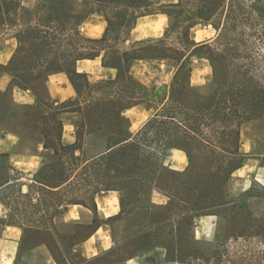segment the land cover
<instances>
[{"label": "trees", "instance_id": "16d2710c", "mask_svg": "<svg viewBox=\"0 0 264 264\" xmlns=\"http://www.w3.org/2000/svg\"><path fill=\"white\" fill-rule=\"evenodd\" d=\"M43 2L39 18H34L33 12L25 9L21 15L23 20H20V0H0V29L21 27L16 32L18 48L15 54L7 66L0 65V72L5 69L13 75L11 86L0 91V112L10 110L13 87L33 89L37 94L36 103L22 105L18 109L32 110L33 116H40L31 120V126L45 131L40 142L45 149H52L56 157L42 165L36 181L51 192L59 191L65 185L71 186L75 178L78 183L82 180L88 185L87 181H92L95 189L90 194L94 203L100 191H117L122 207L120 215L125 212V196L139 198L150 195L153 190L163 192L168 197L165 205L148 202L146 219L152 222L149 228L130 232L124 240L126 243L122 246L116 242L110 254H114L120 264L128 257L161 247L166 251L167 262H181L186 255V232L193 231L197 217L213 214L214 203L220 204L224 199L223 190L214 185V180L219 178L224 184L243 164L241 125L264 118V70L228 68L222 73L220 83L210 81L205 86H192L185 51L166 46L164 40L132 50L119 47L123 34L119 29L127 24V13L134 16L133 9L143 10L135 16L134 25L138 16L150 10L149 0ZM119 4L126 8L118 9ZM180 5L181 2L169 8L170 16ZM96 13L107 21V28L101 37L91 38L82 34L79 27ZM210 18L196 15L194 20L187 19L188 40L181 41L185 49L193 48L197 55H203V48L210 49L209 43L198 44L191 35L193 27ZM115 34L113 42L111 37ZM147 49H155L157 53L149 57L172 59L177 63L168 91H152L131 74L132 62L147 56L143 53ZM167 50L175 54H168ZM100 56L104 65L117 68L118 73L112 80L91 86L86 75L76 70L75 64L80 59ZM205 56L213 62L211 55ZM58 71L68 74L78 96L55 107L46 81L49 74ZM86 88L90 98L83 100ZM158 97L160 106L154 115L131 136L129 120L123 111ZM12 115L26 116L15 111ZM56 118L57 132L54 135L49 127H54L52 123ZM65 119H72L75 125L76 141L71 145L62 142ZM89 132L107 135L110 148L82 160L80 155L84 152L85 136ZM154 142L163 149L159 162L156 161V153L150 150ZM169 148L186 153L189 165L185 170H174L164 165L163 156ZM202 160L208 164L203 176L197 172V165ZM252 192L253 187L245 194L254 195ZM69 203L85 205L76 196L70 198ZM163 225L169 228L167 234L163 232ZM34 232L49 234L55 243L58 235L69 247L84 237L73 235L67 245L55 226H37ZM242 238L249 245L253 240L263 243V250L257 257L264 264V216L255 218L252 211L247 210L242 217Z\"/></svg>", "mask_w": 264, "mask_h": 264}, {"label": "rangeland", "instance_id": "374dc122", "mask_svg": "<svg viewBox=\"0 0 264 264\" xmlns=\"http://www.w3.org/2000/svg\"><path fill=\"white\" fill-rule=\"evenodd\" d=\"M43 1L20 0L22 7L18 12V19L23 20L21 15L25 9L31 10L34 18H39L44 6ZM117 8L126 7L119 4ZM142 11L133 9L134 16L127 13V24L121 25L119 29L123 33L122 39L127 36L135 16ZM196 15L210 16L211 18L209 22L203 21L195 26L191 30V35L193 36L195 33L199 38L205 36L214 38L209 43L210 49H202L203 55H211L213 62H211L210 76L201 86L207 85L210 81H214L216 84L220 83L222 73L228 68L242 70V67H254L257 70H264V28L262 25V23L264 24V0H181L180 7L171 12L172 20L168 23V34L164 42L184 51V42L181 41L182 39L188 40L189 36L188 30L185 29L186 21L188 18L194 20ZM91 19L97 21L95 16H92ZM20 23L23 22L20 21ZM209 23L211 25L206 26ZM79 28L82 34L87 31V28L85 30L82 26ZM17 29L13 28L9 33L14 34ZM116 34L111 37L113 42ZM3 37L5 36L3 35ZM118 45L122 46L120 41ZM145 53L157 54L155 49H147ZM166 53L175 54L170 50H167ZM248 57L252 58L248 59ZM216 91L219 92V90ZM89 98V91L86 88L82 99ZM9 107L10 110L8 109L5 113L0 112V134L5 127L18 128L22 131V138L19 141L13 135H4V139L0 143L4 149L11 152L10 156H0V214L7 215L6 222L23 228L21 251L17 264H44L48 259V252H51L60 261V264H68L66 258L57 248V243L52 240L49 234L34 232L37 226H55L58 233L64 238L63 241L68 245V241L73 235L80 238L93 231L98 224L103 223L108 229L107 234L111 236L113 232L115 242L122 243V246L124 242L126 243L124 240L130 235V232L149 228L152 222L146 219L148 202L165 205L168 201V197L161 191L153 190L150 195H143L139 198L138 196H125L123 200L124 214L116 218L103 219L98 209L95 208L92 193L90 194L95 189L92 181H87L88 185L82 180L78 183L75 178L71 186L65 185L55 192L48 191L38 181H35L33 171L36 167H32L35 164L25 163V159H28L29 155L36 150L32 145L36 141H40L41 135L45 132L31 126L30 123L31 120L40 116H33L34 111L32 110H19L13 105ZM14 111L16 114L23 113L26 116H13ZM52 124L54 127L50 125L49 131L55 135L57 118ZM240 145L243 164L224 184L219 178L214 180V185L223 190L224 199L220 204L214 203L211 210L213 214L197 217L193 231L186 232V241L188 240V242L185 247L186 255L182 261L167 262L165 249L157 247L129 261L124 260L123 264H262L257 256L258 252L263 250V243L253 240V244L249 245L245 242L242 238V217L247 210L252 211L255 218L264 216V118L241 125ZM88 147L90 148L88 149ZM105 147L106 142L103 139L92 142L90 146L85 147L80 158L82 160L90 159L98 152L104 151ZM150 150L156 153V161L159 162L163 149L154 142ZM52 152V149L51 153L46 152L47 158L50 160L56 158ZM172 152L176 166L179 170H185L189 165L188 157L178 150ZM17 154H19L17 156L19 158L16 157ZM16 159L22 162L16 163ZM171 160L173 161L172 157ZM12 166H16L18 171L9 172V168ZM207 167L208 164L202 160V163L197 165V172L203 176ZM6 181L8 183L4 184ZM251 187H253L252 194L254 195L249 196L245 192ZM75 196L85 205L73 206L69 203L70 198H75ZM118 196L120 200L119 193ZM68 208L73 209L69 213L72 217L78 216V209L84 210L81 219H77L83 222V225L73 223V219L65 221L64 215ZM2 223L0 220V229ZM162 227L164 234L165 231L167 234L169 228L164 225ZM41 242L43 244L38 245ZM132 246L134 247V245ZM98 253L101 255L92 257L90 260H86L81 255L69 256L70 261L79 264H117L114 254L104 253V250ZM246 253L247 257H245Z\"/></svg>", "mask_w": 264, "mask_h": 264}, {"label": "crops", "instance_id": "0c3cea01", "mask_svg": "<svg viewBox=\"0 0 264 264\" xmlns=\"http://www.w3.org/2000/svg\"><path fill=\"white\" fill-rule=\"evenodd\" d=\"M180 2L181 0H149L150 10L138 16L135 24L127 33V36L124 39L121 38L120 45L122 46L120 48L122 50H132L134 48H139L146 45H156L158 44V40H165L168 34V23L172 20L169 8L180 4ZM92 16H95L97 21H93L91 19ZM210 25L211 24L209 23L206 26ZM81 26L84 27L85 30L87 28V31L84 33V35L91 38H99L106 31L107 21L101 15L96 13L85 20ZM9 32H12V29H0V37H3V35L5 36L0 39V65L4 66L9 64L18 48V38L16 33L12 34ZM192 37L198 44L211 43L214 39L211 36L199 38L195 35V33ZM164 44L168 47L176 48L174 46H170L168 43ZM184 51L186 53L185 61L190 64V84L192 86H201V84H203L210 76L211 61L205 55L195 54L193 48L192 50L184 49ZM143 53H145V51ZM146 55L147 56L135 59L132 62L130 68L131 74L152 91H168L178 68L177 63L172 59L153 58L149 57L152 55ZM75 67L78 72L86 75L87 81L91 86H95L96 84L103 81L112 80L116 78L118 73L117 68L103 64L102 56L96 58L80 59L76 62ZM12 80L13 75L9 71L5 69L1 71L0 91H6L11 86ZM46 86L50 99L52 100V103L55 107H59L62 103L75 99L78 96L74 84L70 80L68 74L64 71H58L49 74L46 81ZM36 101L37 94L33 89L22 88L19 86L13 87L11 102L14 107L18 108L22 105H33L36 103ZM159 106L160 98L158 97L123 111V115L129 120V133L131 136L135 135L137 131L154 115L157 107ZM4 135H13L20 141L22 138V131H20L18 128H3L0 134V143H2ZM100 139L105 140L106 147L104 151L98 152L95 156L107 152L110 148L108 143L109 137L99 132H89L86 134L83 151H85V147L90 146L92 142H97ZM75 141L76 133L74 121L72 119H65L62 142L66 145H71ZM1 145L2 144H0V156H10L11 152H8V150L4 149ZM32 146H34L36 150L34 149L35 151L29 155L28 159H25V163H30V165L34 163L36 165L32 166L36 167V169L34 168L35 170L33 171L35 174L33 175L32 173L33 179L36 181V175L39 169L44 163L50 160L47 158L46 152L51 153V149H45L43 143L40 141H36V143ZM89 148L90 147H88V149ZM173 150L181 151L186 155V153L181 149L169 148L166 150L163 156V162L165 166L174 170H179V168L176 166V160L173 158ZM52 154L54 155L53 152ZM18 155L19 154H17L16 157ZM171 157L173 161L171 160ZM40 158L42 160H39ZM18 162L22 161L16 159V163ZM17 169L18 168L16 166H12L9 168V172H17ZM7 183L8 182L6 181L4 184ZM73 206H77V204H73ZM84 208L90 210L87 207ZM95 208L98 209L103 219L118 217L121 212L118 192L107 190L100 191L95 196ZM72 210V208H68L65 212V221L73 219V223L83 225V222L78 221L77 219H81L82 215L84 214V210L78 209V216L74 217L70 216L69 214ZM6 217L7 215L0 214V220L3 222L0 229V264H17L21 251L23 228L14 223L6 222ZM107 232V227H105L103 223H100L93 231L84 235L80 241L71 247L66 246L60 240L58 235H56L57 248L66 258L68 264H76L73 261H70V256L81 255L86 260H90L92 257L101 255L98 252L104 250V253H107L112 251V249L115 247L116 242L113 232L111 233V236H109ZM112 240L114 242L113 245ZM143 253L146 252L138 253L130 258L128 257L125 259V261L134 259ZM123 262L120 264H123ZM44 264H60V261H58V259L51 252H48V259Z\"/></svg>", "mask_w": 264, "mask_h": 264}]
</instances>
